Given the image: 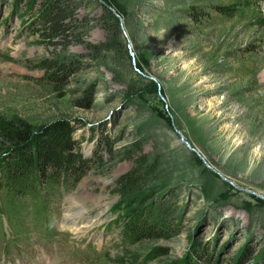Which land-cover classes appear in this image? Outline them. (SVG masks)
Returning <instances> with one entry per match:
<instances>
[{"label": "rangeland", "instance_id": "374dc122", "mask_svg": "<svg viewBox=\"0 0 264 264\" xmlns=\"http://www.w3.org/2000/svg\"><path fill=\"white\" fill-rule=\"evenodd\" d=\"M42 1L0 0V121H66L90 166L19 195L0 136V264H264V0H66L55 44ZM79 192L88 229L63 220ZM146 216L156 238L123 234Z\"/></svg>", "mask_w": 264, "mask_h": 264}, {"label": "trees", "instance_id": "16d2710c", "mask_svg": "<svg viewBox=\"0 0 264 264\" xmlns=\"http://www.w3.org/2000/svg\"><path fill=\"white\" fill-rule=\"evenodd\" d=\"M66 0H43L36 16L41 34L49 44H55V37L65 34L71 25L67 20L71 17ZM44 60L45 68L50 72L51 80L59 83L68 77L72 70L71 62L65 57ZM74 128L66 121L32 126L23 119L0 121V136L10 145V152L2 161L3 177L7 187L18 194L25 188H32L36 180L58 179L65 175L68 179L86 172L90 166L87 160L77 151L74 139ZM99 158V157H98ZM102 158V157H101ZM100 158V160H101ZM98 162H101L102 160ZM104 163V162H103ZM138 169L124 176L119 192L136 193L139 177ZM124 221V235L136 240L156 238L160 227L154 226L149 216L146 218L133 217Z\"/></svg>", "mask_w": 264, "mask_h": 264}, {"label": "bare ground", "instance_id": "6f19581e", "mask_svg": "<svg viewBox=\"0 0 264 264\" xmlns=\"http://www.w3.org/2000/svg\"><path fill=\"white\" fill-rule=\"evenodd\" d=\"M90 194L84 192V193H77V194H72V196H70V198L68 199V204L69 206L67 207V211L65 212L64 215V224H68L71 227H75L77 229H81V228H85L88 229L92 223L90 221H86V220H80V218H82L81 216V212L83 210V203L85 200H88L90 198ZM98 205V204H97ZM107 206V205H106ZM78 208L79 211H77L76 214H72L71 213V208Z\"/></svg>", "mask_w": 264, "mask_h": 264}]
</instances>
